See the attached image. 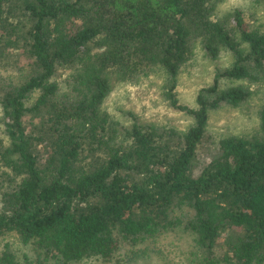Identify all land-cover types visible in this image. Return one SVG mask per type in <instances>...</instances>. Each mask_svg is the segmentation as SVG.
<instances>
[{
	"label": "trees",
	"instance_id": "1",
	"mask_svg": "<svg viewBox=\"0 0 264 264\" xmlns=\"http://www.w3.org/2000/svg\"><path fill=\"white\" fill-rule=\"evenodd\" d=\"M198 45L232 60L191 104L178 86ZM156 70L185 129L104 105ZM261 90L264 29L217 0H0V264H23L12 234L34 264L115 263L125 246L130 264L177 231L187 264H264V104L254 132L208 131Z\"/></svg>",
	"mask_w": 264,
	"mask_h": 264
},
{
	"label": "rangeland",
	"instance_id": "2",
	"mask_svg": "<svg viewBox=\"0 0 264 264\" xmlns=\"http://www.w3.org/2000/svg\"><path fill=\"white\" fill-rule=\"evenodd\" d=\"M219 13L234 8L243 9L247 21L259 24L264 29V8L253 0H217ZM232 56L223 53L218 59L211 60L201 46L195 49L192 65L180 74L178 93L182 102L194 103L200 87L211 83L215 69L226 67ZM164 74L161 70L140 78L135 83H116L105 100V107L111 114L126 124L131 123L129 112H133L141 121L160 125L170 124L185 129L192 123V118L169 106L162 94ZM264 104V91H258L248 101L237 107L222 105L211 114L208 131L218 140L223 135H242L254 132L259 127V109ZM10 238L15 244L23 264H34L36 252L31 245H24L17 235ZM192 246V238L182 232H169L158 236L154 241L140 244L148 248L146 254L134 257L130 264H187V253ZM117 262L94 261L86 264H124L132 256L128 247H122ZM129 257V258H128Z\"/></svg>",
	"mask_w": 264,
	"mask_h": 264
}]
</instances>
